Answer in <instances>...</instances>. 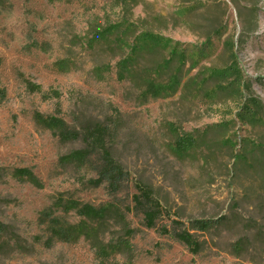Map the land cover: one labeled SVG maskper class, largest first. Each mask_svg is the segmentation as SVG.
Returning a JSON list of instances; mask_svg holds the SVG:
<instances>
[{"label": "rangeland", "instance_id": "1", "mask_svg": "<svg viewBox=\"0 0 264 264\" xmlns=\"http://www.w3.org/2000/svg\"><path fill=\"white\" fill-rule=\"evenodd\" d=\"M198 1H130V18L159 13L168 23L163 34L186 45L201 44L221 27L226 36L238 40L242 75L264 108V0H200L203 5ZM123 5L122 0H4L0 5V92H4L0 96L4 177L0 211L16 224L23 243L32 249L20 253L13 244L0 243V264H264V173L234 166L233 149L215 142L212 133L202 139L207 145L187 156L175 155L166 126L172 122L203 135L210 124L228 120V134L236 144L257 140L264 148V124H240L232 99L222 105L204 98L182 101L179 95L139 101L129 84L117 80L113 60L106 79L96 80L93 65L110 57L92 54L83 44L96 23L123 16ZM223 41L214 38L213 55L202 65L228 63L226 55H220ZM27 82L41 85L44 92L58 90L62 99L47 100L31 93ZM109 103L125 113L130 127L119 155L136 178L157 189L168 212L162 225L179 220L191 228L196 220L226 216L209 232H198L205 242L202 252L194 255L170 236L146 229L141 217L133 213L126 216L136 230L132 251L114 252L105 262L99 260L87 237L70 245L57 243L52 249L34 244L32 237L43 234L36 223L38 211L59 199L96 207L112 203L104 185L96 187L88 179L82 183L80 175L62 167L60 156L80 145L59 141L38 123L35 113L60 114L70 121L71 111L103 114ZM21 169L27 170L26 176L15 172ZM125 196L122 201L128 202ZM116 215L99 222L70 211L68 220L79 229L109 224V240L116 239L120 230ZM241 238H245L244 247L237 251L234 244Z\"/></svg>", "mask_w": 264, "mask_h": 264}, {"label": "trees", "instance_id": "2", "mask_svg": "<svg viewBox=\"0 0 264 264\" xmlns=\"http://www.w3.org/2000/svg\"><path fill=\"white\" fill-rule=\"evenodd\" d=\"M130 1L136 3L135 0H122L125 14L119 19L92 26L89 37L83 44L92 54L99 52L110 57L107 62L93 65L92 74L96 80L106 79V75L112 71L113 60L117 80L129 84L137 92L139 101H159L179 95L182 101L204 98L212 105H222L232 99L238 108L235 116L240 124H264L263 103L252 95L251 85L242 75L240 46L234 36H226L225 30L218 27L214 35H208L199 45L183 44L163 34L162 31L168 27V23L159 13L136 20L130 18ZM3 3L4 0H0V5ZM198 3L203 5L204 1L199 0ZM214 38L218 41L224 38L220 55H226L228 63L221 67L202 65L213 55ZM196 69L198 70L193 73ZM27 83V89L31 93L41 94L47 100L57 99L60 102L62 99L58 90L44 92L41 85ZM3 95L4 92H0L1 99ZM70 113V121L60 114H35L38 123L59 141L80 145L70 148L60 156L62 167L80 175L82 183L88 179L96 187L104 185L112 203L96 207L75 201L65 204L59 199L38 211L36 223L43 230V234L32 237L34 244L42 243L46 249H52L57 243L70 245L82 237H87L99 260L105 262L114 252L132 251L131 240L135 237L136 230L131 228L126 216L133 213L141 217L146 229H154L162 235L170 236L194 255L202 252L205 242L200 239L198 232H209L211 228L224 222L226 216L215 221L196 220L191 228L179 220H173L171 226L162 225L168 212L157 189L151 182L136 178L118 152L119 147L126 146L123 141L130 135L125 113L112 103L108 104L103 114L88 115L76 111ZM230 123L228 120L212 123L203 135H199L187 132L183 126L170 122L166 126L172 141L171 150L175 155L187 156L205 143L202 141L203 137L212 133L215 142L233 149L234 166L240 164L244 169L251 168L264 173L262 142L242 140L236 144L228 134L231 130ZM2 172L0 169V182L4 179ZM15 172L22 176L27 175L25 169ZM131 188L134 189L133 192ZM124 195L128 197V202L122 201ZM2 202L4 200L0 197V204ZM70 211L77 212L83 219L99 222L109 220L113 213H117L120 222L118 237L107 240L106 235L111 233L109 224L79 229L68 220ZM244 240L245 238H241L236 241L234 249L241 251ZM23 241L16 224L0 211V243L13 244L20 253L32 250Z\"/></svg>", "mask_w": 264, "mask_h": 264}]
</instances>
